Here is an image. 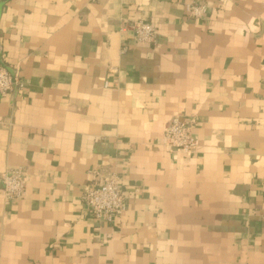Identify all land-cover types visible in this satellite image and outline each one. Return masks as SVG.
<instances>
[{
    "label": "crops",
    "instance_id": "1",
    "mask_svg": "<svg viewBox=\"0 0 264 264\" xmlns=\"http://www.w3.org/2000/svg\"><path fill=\"white\" fill-rule=\"evenodd\" d=\"M0 66V264H264V0H0ZM175 117L192 156L164 147ZM94 172L120 178L114 225L82 199Z\"/></svg>",
    "mask_w": 264,
    "mask_h": 264
},
{
    "label": "built area",
    "instance_id": "2",
    "mask_svg": "<svg viewBox=\"0 0 264 264\" xmlns=\"http://www.w3.org/2000/svg\"><path fill=\"white\" fill-rule=\"evenodd\" d=\"M186 14L192 19H202L207 14V5L192 2L185 6ZM137 42L153 44L157 38L154 25L146 19H139L131 26ZM4 67L0 66V94L8 95L16 85H19ZM21 86V85H20ZM195 120L179 119L175 117L165 134L164 147L170 152H178L192 156L197 152V142L193 130ZM2 195L6 202L19 200L26 195L27 173L22 167L6 171L1 176ZM120 178L116 173H92V181L86 186L82 199L88 209L98 221L114 225L126 212L125 198L120 188Z\"/></svg>",
    "mask_w": 264,
    "mask_h": 264
}]
</instances>
